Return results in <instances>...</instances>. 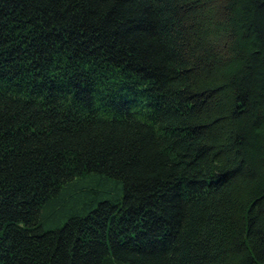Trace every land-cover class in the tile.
Wrapping results in <instances>:
<instances>
[{"label":"trees","instance_id":"16d2710c","mask_svg":"<svg viewBox=\"0 0 264 264\" xmlns=\"http://www.w3.org/2000/svg\"><path fill=\"white\" fill-rule=\"evenodd\" d=\"M0 264H264V0H0Z\"/></svg>","mask_w":264,"mask_h":264}]
</instances>
